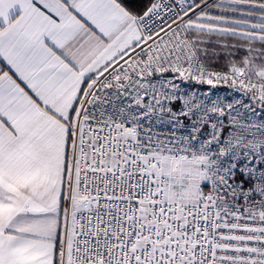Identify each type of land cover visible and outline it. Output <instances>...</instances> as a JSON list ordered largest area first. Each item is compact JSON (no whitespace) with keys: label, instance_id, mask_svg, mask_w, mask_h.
I'll use <instances>...</instances> for the list:
<instances>
[{"label":"snow or ice","instance_id":"1","mask_svg":"<svg viewBox=\"0 0 264 264\" xmlns=\"http://www.w3.org/2000/svg\"><path fill=\"white\" fill-rule=\"evenodd\" d=\"M0 264H264V0H0Z\"/></svg>","mask_w":264,"mask_h":264}]
</instances>
